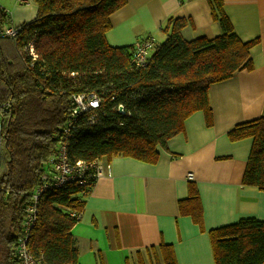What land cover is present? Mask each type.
<instances>
[{"label": "trees", "instance_id": "obj_1", "mask_svg": "<svg viewBox=\"0 0 264 264\" xmlns=\"http://www.w3.org/2000/svg\"><path fill=\"white\" fill-rule=\"evenodd\" d=\"M33 1L37 14L21 23L18 38H0V103L11 100L0 129V264H21L17 252L26 209L61 141L73 161L123 156L156 163L158 147L166 148L195 111L202 110L206 124H213L212 83L253 68L250 50L256 40H241L223 0H209L219 35L185 39L188 20L170 18L165 39L139 67L132 61L135 44L112 46L106 37L111 15L127 0ZM3 20L10 24L11 16L0 8V25ZM29 43L38 54L34 61ZM84 92L101 100L96 121L89 123L88 113L81 114L65 139L71 97ZM228 136L252 138L242 182L264 190V116L237 124ZM93 186L67 182L39 192L27 237L38 264H79L73 234L79 220L70 212L82 213ZM188 189L179 210L203 225L196 183ZM209 235L214 264H264V220L243 217L212 228ZM158 250L151 263L177 264L172 245L163 243ZM138 263L145 264L142 258Z\"/></svg>", "mask_w": 264, "mask_h": 264}, {"label": "crops", "instance_id": "obj_2", "mask_svg": "<svg viewBox=\"0 0 264 264\" xmlns=\"http://www.w3.org/2000/svg\"><path fill=\"white\" fill-rule=\"evenodd\" d=\"M223 10L241 40H256L250 50L253 68L212 83L213 124H206L202 110L195 111L166 148L158 147L156 163L110 160L112 174L95 182L73 228L79 264H113L110 253L128 264L126 253L154 252L163 243L172 245L177 264H214L209 230L243 217L264 220V190L242 182L253 140L228 136L237 124L264 116V0H223ZM170 18L188 20L182 29L188 40L221 33L209 0H127L111 15L107 41L125 46L153 36L161 42ZM191 181L199 190L203 225L179 210Z\"/></svg>", "mask_w": 264, "mask_h": 264}, {"label": "built area", "instance_id": "obj_3", "mask_svg": "<svg viewBox=\"0 0 264 264\" xmlns=\"http://www.w3.org/2000/svg\"><path fill=\"white\" fill-rule=\"evenodd\" d=\"M22 3H27L29 0H19ZM4 13L9 14L5 8H2ZM21 24H10L6 27L0 28V38L8 37L16 40L21 32ZM157 42L153 36H148L144 39L138 40L135 43V47L132 54V61L136 66H143L151 52L154 50ZM28 55L34 61L38 58V54L35 51L34 45L29 43L26 47ZM101 100L96 93H75L71 97V109L66 123L62 127L63 138H67L72 126L78 116L84 113H88V122L94 123L96 121L97 113L95 112L100 107ZM11 107V100H7L0 103V129L5 118V114ZM120 111L123 108L119 107ZM1 139V137H0ZM112 174V165L110 161L103 162L101 159H94L91 161L70 159L67 145L64 141L60 143V146L56 153L49 158V165L47 170L42 174L44 183L36 189L33 198L34 203L27 207L26 218L24 222V237L21 238L18 245V256L21 260V264H38L37 260L33 256L31 250L27 245V237L29 235V230L36 220V200L38 199L39 192L47 189H53L58 187L60 184L67 182H76L83 186L94 185L95 182L104 175ZM194 178L193 173L188 174V179L192 180ZM70 215L75 216L79 219L81 216L80 212L72 210ZM23 233V234H24Z\"/></svg>", "mask_w": 264, "mask_h": 264}, {"label": "rangeland", "instance_id": "obj_4", "mask_svg": "<svg viewBox=\"0 0 264 264\" xmlns=\"http://www.w3.org/2000/svg\"><path fill=\"white\" fill-rule=\"evenodd\" d=\"M0 6L8 11L9 15L13 19V24H18L22 21H24L22 23L29 22L34 19L37 12V5L33 0H29L27 3H22L19 0H0ZM7 22L8 21L3 20L0 27L8 26L9 24H7ZM164 39L165 38L163 37L158 38V40L161 42ZM70 216L76 218L75 216ZM140 250L142 253H139L138 255L136 251H133L132 253H126L125 259L128 257V264H139L138 262L141 258L144 260L145 264H153L154 258L156 259V255L154 252H152V249L141 248ZM110 260L113 264H121L117 254L110 253ZM151 261L153 263H151Z\"/></svg>", "mask_w": 264, "mask_h": 264}, {"label": "bare ground", "instance_id": "obj_5", "mask_svg": "<svg viewBox=\"0 0 264 264\" xmlns=\"http://www.w3.org/2000/svg\"><path fill=\"white\" fill-rule=\"evenodd\" d=\"M103 162H105L106 160H104V159H101ZM77 220H79V219H77Z\"/></svg>", "mask_w": 264, "mask_h": 264}]
</instances>
